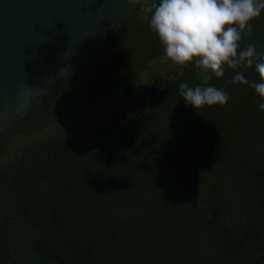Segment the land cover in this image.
<instances>
[{"label": "trees", "instance_id": "obj_1", "mask_svg": "<svg viewBox=\"0 0 264 264\" xmlns=\"http://www.w3.org/2000/svg\"><path fill=\"white\" fill-rule=\"evenodd\" d=\"M250 24L241 48L264 54V10ZM162 55L136 54L140 68L83 114L49 110L30 132H0V264H264L258 74L239 69L249 83L233 84L226 67L209 82L228 93L226 105L196 110L179 85L201 81L183 66L154 78L142 101L114 108L109 99L127 96Z\"/></svg>", "mask_w": 264, "mask_h": 264}, {"label": "water", "instance_id": "obj_2", "mask_svg": "<svg viewBox=\"0 0 264 264\" xmlns=\"http://www.w3.org/2000/svg\"><path fill=\"white\" fill-rule=\"evenodd\" d=\"M140 3L0 0V132L68 75L87 72Z\"/></svg>", "mask_w": 264, "mask_h": 264}, {"label": "clouds", "instance_id": "obj_3", "mask_svg": "<svg viewBox=\"0 0 264 264\" xmlns=\"http://www.w3.org/2000/svg\"><path fill=\"white\" fill-rule=\"evenodd\" d=\"M133 4L137 0H132ZM142 20L148 19L151 31L163 46L162 63L178 66L194 65L201 84L181 83L180 96L187 105L201 109L205 106L226 105L229 96L223 89L212 86L213 77L225 75V68L235 75L231 83H249L238 71L253 68L259 83L251 87L261 98L264 110V54L257 53L256 45L241 48L244 35L251 36L250 21L261 15L264 0H151L144 2ZM203 85V86H201Z\"/></svg>", "mask_w": 264, "mask_h": 264}, {"label": "rangeland", "instance_id": "obj_4", "mask_svg": "<svg viewBox=\"0 0 264 264\" xmlns=\"http://www.w3.org/2000/svg\"><path fill=\"white\" fill-rule=\"evenodd\" d=\"M145 2H151V0ZM156 2H159V0H156ZM142 6L128 19L124 27L119 28L120 31H124V36L117 40L118 44L115 50H105L99 57V59L101 58L99 63L89 73L66 78L59 86L60 93L47 98L45 101H39L34 106L30 105L23 116L18 117L1 131L5 133V137L8 136L7 138H9L12 133L15 135L17 130L20 134L32 131L49 110L62 114L71 111L83 114L102 90H118L124 85L122 84L125 81V79L122 80L123 75L127 71L130 74L135 69L140 68L141 63L136 54H151L158 50L163 52V46L158 36L150 29L149 20L141 19L143 16ZM134 55L136 57L133 59ZM179 69H181V66L174 65L171 62L162 63L159 57L151 63L150 69L141 74L139 80L131 84L127 96H122L123 98L118 100L111 98L109 100H112L114 108H120V106L128 108L135 102L143 100L147 85L154 78L166 77Z\"/></svg>", "mask_w": 264, "mask_h": 264}]
</instances>
